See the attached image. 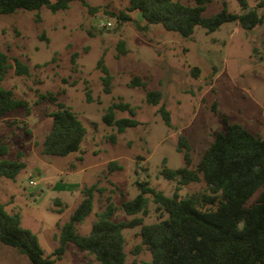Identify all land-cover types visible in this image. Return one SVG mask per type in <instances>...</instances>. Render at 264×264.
Masks as SVG:
<instances>
[{
  "label": "rangeland",
  "instance_id": "374dc122",
  "mask_svg": "<svg viewBox=\"0 0 264 264\" xmlns=\"http://www.w3.org/2000/svg\"><path fill=\"white\" fill-rule=\"evenodd\" d=\"M85 1L86 5L70 0L68 7L56 11L43 5L0 13V51L7 55L0 85L28 103L0 116V143L8 146L5 158L26 164L14 179L0 176V202L9 213L19 215L20 224L37 236L45 254L57 247V223L69 219L83 186L97 182L105 191L94 193L91 212L76 224L78 233L89 232L106 196L116 206L113 221L137 216L149 223L158 214L149 193L144 212L127 214L121 204L140 192L137 180H147L172 195L175 181L160 171L185 166L183 151L176 149L181 136L189 145L191 167L224 128L223 117L264 137V20L252 29L242 28L237 21L223 22L213 31L196 25L191 35L183 37L160 23H147L138 10L128 11L131 20L127 21L110 14L125 10L128 0ZM257 1L247 0V4L254 6ZM223 7L241 11L238 0H211L202 15ZM257 11L264 13V6ZM100 20H109L111 26L99 28ZM15 58L28 66L27 74L15 73ZM100 59L111 76L108 92L98 67ZM135 76L145 86L133 84ZM146 90L160 91L158 104L146 102ZM48 92L56 101L40 96ZM56 102L74 111L86 130L79 149L64 156L42 153V140L52 124L46 112L57 108ZM112 103L128 104L126 109H115V118H134L139 123L120 132L106 123L103 115ZM160 105L169 111L170 124L158 111ZM110 160L120 168L108 170ZM30 177L37 179L36 185L28 183ZM204 188L200 175L199 181L182 185L178 193L184 197ZM123 235V264L151 260L150 251L141 244L139 226L123 229ZM0 264L31 263L0 242ZM54 264L97 261L67 241Z\"/></svg>",
  "mask_w": 264,
  "mask_h": 264
},
{
  "label": "trees",
  "instance_id": "16d2710c",
  "mask_svg": "<svg viewBox=\"0 0 264 264\" xmlns=\"http://www.w3.org/2000/svg\"><path fill=\"white\" fill-rule=\"evenodd\" d=\"M70 0H0V13H11L17 9L36 10L45 5L51 11L68 7ZM185 4L179 0H128L125 10L110 12L119 21L131 20L128 11L138 10L147 23H160L165 29L188 37L196 25L215 30L226 21H237L244 29H252L264 20L258 8L264 0L249 6L247 0H238L241 11L230 12L223 7L219 12L203 16L205 4L211 0H194ZM86 5L85 0H81ZM89 9H92L89 7ZM121 51H125L120 41ZM7 66V55L0 51V80ZM98 67L103 72L105 91H109L111 76L102 59ZM14 71L27 74L28 66L14 59ZM133 84L144 85L140 77H133ZM56 101L53 93L40 95ZM90 99V96H87ZM159 90H146L145 100L158 104ZM47 111L51 117L50 130L42 140V153L64 156L76 151L85 136V127L74 111L63 103ZM28 107L24 99L15 98L10 89L0 85V116L15 107ZM126 103H112L103 115V120L114 124L117 131L134 126L138 120L114 117L115 109H126ZM166 124H170L169 111L158 108ZM224 128L215 133L202 152L197 163L191 167L189 145L184 136L178 140L176 149L183 151L185 166L176 169L163 168L161 174L175 181L171 196L150 186L147 180L136 181L140 192L132 199L122 202V209L130 215L144 212L149 193L158 213L155 220L144 223L134 216L126 221H113L116 206L110 196L101 199V210L97 212L87 234L77 232L76 224L92 210L95 192L102 195L105 188L97 182L80 189L81 199L69 219L57 223V247L45 254L37 236L20 224L17 213H9L0 202V242L14 247L31 264H54L64 252L67 241L79 249L93 254L97 264H123L125 261V238L123 229L139 226L141 244L150 251L151 260L141 264H264V137L253 134L238 122L223 117ZM29 132L28 129H26ZM114 140V134L110 135ZM8 146L0 143V176L14 179L26 164L22 160L7 159ZM108 170L120 168L115 160L107 163ZM205 182L204 191L192 192L184 197L178 191L182 185L200 180ZM58 204L61 201L55 200ZM62 209H59L61 212ZM141 248L138 245L136 252Z\"/></svg>",
  "mask_w": 264,
  "mask_h": 264
},
{
  "label": "built area",
  "instance_id": "2783aa9c",
  "mask_svg": "<svg viewBox=\"0 0 264 264\" xmlns=\"http://www.w3.org/2000/svg\"><path fill=\"white\" fill-rule=\"evenodd\" d=\"M97 26L99 28H109L111 26V22L109 20H100L98 23H97ZM28 183L31 185V186H34L37 184V179H34V178H31L29 179Z\"/></svg>",
  "mask_w": 264,
  "mask_h": 264
},
{
  "label": "crops",
  "instance_id": "0c3cea01",
  "mask_svg": "<svg viewBox=\"0 0 264 264\" xmlns=\"http://www.w3.org/2000/svg\"><path fill=\"white\" fill-rule=\"evenodd\" d=\"M60 200V199H59Z\"/></svg>",
  "mask_w": 264,
  "mask_h": 264
}]
</instances>
